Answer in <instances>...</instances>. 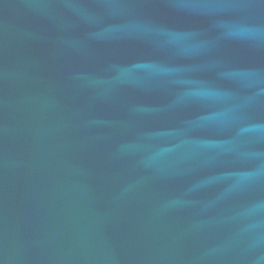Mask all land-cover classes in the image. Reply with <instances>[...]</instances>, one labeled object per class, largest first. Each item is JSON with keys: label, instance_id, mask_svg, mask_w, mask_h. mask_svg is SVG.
<instances>
[{"label": "water", "instance_id": "95a60500", "mask_svg": "<svg viewBox=\"0 0 264 264\" xmlns=\"http://www.w3.org/2000/svg\"><path fill=\"white\" fill-rule=\"evenodd\" d=\"M0 264H264V0H0Z\"/></svg>", "mask_w": 264, "mask_h": 264}]
</instances>
